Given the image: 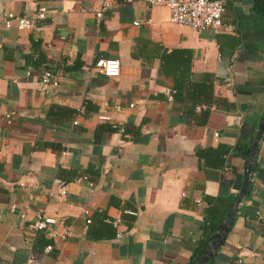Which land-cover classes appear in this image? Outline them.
Segmentation results:
<instances>
[{"label": "crops", "instance_id": "crops-1", "mask_svg": "<svg viewBox=\"0 0 264 264\" xmlns=\"http://www.w3.org/2000/svg\"><path fill=\"white\" fill-rule=\"evenodd\" d=\"M99 1L0 0V264H190L208 199L227 215L240 196L264 113V11L222 0L224 30L195 31L144 0H106L98 21ZM9 12L42 18L7 29ZM172 51L186 77L162 63ZM254 158L207 264H264V131Z\"/></svg>", "mask_w": 264, "mask_h": 264}, {"label": "built area", "instance_id": "built-area-1", "mask_svg": "<svg viewBox=\"0 0 264 264\" xmlns=\"http://www.w3.org/2000/svg\"><path fill=\"white\" fill-rule=\"evenodd\" d=\"M150 6H161L168 11V21L170 24L178 27H187L195 31L211 29L214 32L224 30L225 25L222 22L224 13V3L222 0H144ZM106 0H100L99 5L94 11V16L98 21L104 18L106 11ZM42 18V13L36 16V19ZM36 19L21 17L14 13H6L3 18V26L5 28L15 27L17 30H30L35 26ZM137 25V23H135ZM95 69L105 77L118 78L120 75L121 65L118 59H97L94 64ZM41 82L44 85L52 84L57 86V79L51 69H45ZM130 107H133L132 105ZM117 110L119 108L117 107ZM100 121H110L107 115H100ZM77 124V120L73 122ZM120 134L124 133L122 126L113 125ZM88 214L87 211L84 212ZM86 224L90 223V219H86ZM117 222V221H116ZM114 222V225L116 224ZM36 230H43L46 225L40 216L33 223ZM119 237V236H118ZM46 250H51V246H47Z\"/></svg>", "mask_w": 264, "mask_h": 264}, {"label": "trees", "instance_id": "trees-1", "mask_svg": "<svg viewBox=\"0 0 264 264\" xmlns=\"http://www.w3.org/2000/svg\"><path fill=\"white\" fill-rule=\"evenodd\" d=\"M259 8L264 11V5L260 0H256ZM173 53L176 51L170 52L166 57L162 59V63H175L176 67L183 68L182 73L184 77L187 76L188 66H185L183 63L180 64L176 59V56H173ZM186 69V70H185ZM188 69V70H187ZM184 81L176 80L175 90L178 92L183 89ZM241 149V147H240ZM242 150L248 155L250 152L249 148H243ZM219 199H208L207 206L203 209V223L201 226V239L199 240L197 246L194 248L192 254V260L190 264L196 262L199 257L204 253L207 247L212 243L214 236L219 231L220 225L226 219V208H222L219 203Z\"/></svg>", "mask_w": 264, "mask_h": 264}, {"label": "water", "instance_id": "water-1", "mask_svg": "<svg viewBox=\"0 0 264 264\" xmlns=\"http://www.w3.org/2000/svg\"><path fill=\"white\" fill-rule=\"evenodd\" d=\"M264 5V0H260ZM264 131V113L261 117V121L258 128V133L256 135V138L251 146V153L249 154L247 160H246V168L244 172V184L243 188L241 190L239 198L233 203V207H231L230 211L227 214V220L220 225L219 231L214 236V239L212 243L207 247V249L204 251V253L197 259V261L194 264H207L208 261L212 258L214 253L218 250L219 246L222 244V242L225 239L226 234L230 230L232 224H233V218L235 214V209L237 205L240 203V200L243 196H245L249 189H250V183L251 178L254 174V163H255V153L257 149L258 142L260 140V137Z\"/></svg>", "mask_w": 264, "mask_h": 264}]
</instances>
